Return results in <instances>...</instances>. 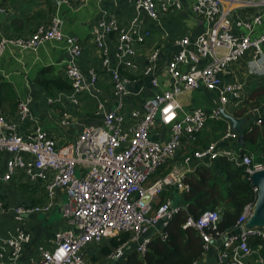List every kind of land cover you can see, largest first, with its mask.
<instances>
[{"label":"built area","instance_id":"1","mask_svg":"<svg viewBox=\"0 0 264 264\" xmlns=\"http://www.w3.org/2000/svg\"><path fill=\"white\" fill-rule=\"evenodd\" d=\"M126 1L132 13L125 29L109 20L97 23L91 30L94 45L101 54L97 69L86 72L79 69L80 45L59 31L60 23L55 17L48 25L37 26L27 38H0V56L9 45L33 50L46 41L63 42L68 57L64 61L62 79L70 85L65 91L69 102L77 107L83 97L96 101L94 83L96 77L99 81L101 76L107 79L103 84L109 88L115 105L112 110H104L96 101L99 122L83 125L73 140L63 144L51 138L32 118L30 98L16 103L13 120L0 115V153L9 156L0 184L4 187L17 181L18 184H43L44 189L40 204L14 207L12 213L17 217L49 213L55 203L56 190L66 199L60 206V216L67 226L54 233L51 250L37 247V253L24 264H84L83 252L88 245L103 244L111 238L119 241L122 234L126 235L125 240L109 257L120 259L127 250L141 256L152 237L165 239L162 229L166 221L181 208L180 202L174 204L171 195L187 189L182 182L185 173L198 165H208L218 157H224L234 167H243L248 180L252 173L264 170L263 165L252 161L251 155L240 153L237 134L219 113L221 110L234 117L233 112L244 110L241 118L246 121L247 115H254L244 127L253 123L259 125L261 117L257 109L250 106L253 104L247 105L243 85L236 82L222 85V76L246 54L250 55L251 64L262 67L260 74L264 76V32H255L263 24L264 0ZM181 11L198 19L201 32L191 41L188 37L173 41L179 49L161 68L160 74L152 65L137 71L136 45L150 37V32L141 25V15L148 21H159ZM100 28L105 34L113 32L116 36L114 66L103 46V35L97 33ZM149 60L155 61V52ZM131 72H135L136 80L148 79L158 93L142 96V91H128L126 84L134 82L127 75ZM196 90L209 95L210 107L184 113L180 95ZM68 115L62 114L60 127L68 126ZM24 122L32 126L21 132ZM207 125H212L213 130L215 126L220 132L214 133L217 136L214 141L196 147L199 134ZM252 190L256 194L255 188ZM2 204L0 201V206ZM252 206L245 205L235 221L231 230L238 229V233L224 238L221 245L215 247L219 248L215 264H250L256 250L250 249L248 239H264L263 229L243 228ZM217 221L218 213L214 210L185 223L200 236L202 255L211 241L220 240L231 231L215 237L206 232L215 229ZM147 233L152 237L146 238ZM29 241L30 234L23 229L0 235V263H16ZM257 263L261 264L259 258Z\"/></svg>","mask_w":264,"mask_h":264},{"label":"crops","instance_id":"2","mask_svg":"<svg viewBox=\"0 0 264 264\" xmlns=\"http://www.w3.org/2000/svg\"><path fill=\"white\" fill-rule=\"evenodd\" d=\"M0 8L2 9L0 12V38L12 40L27 38L37 26L48 25L52 18H57L60 23L59 31L80 45L81 54L77 58L78 63H76L82 72L97 69L101 59L100 51L96 49L93 42L95 37L91 33L93 26L101 21L114 20L118 28L125 29L132 13V9L126 0H99L94 2H83L82 0H0ZM187 18H190V26L183 28L182 24ZM140 21L141 25L150 32V37L144 43L136 45L135 62L139 68L137 71L144 66L152 65L157 74H160L161 68L179 49L173 43L174 40L188 37V40L191 41L202 30L198 19L186 14V11L173 12L159 21H148L141 15ZM102 30L103 28L97 29V33L103 35V46L107 49L111 65L114 66L113 53L116 36L113 32L107 35ZM259 31L257 28L255 32ZM153 52H155V61L150 62L149 57ZM262 55L264 57V48ZM67 57L65 45L61 41H46L33 50L6 46L0 56V84L8 85L12 97L1 98L0 115L8 120H13L16 103L24 98H30L32 100L30 106L32 118L55 141H71L83 125L97 124L100 116L95 113L96 101L103 105L104 110L115 108L110 97V90L103 84L107 80L105 77L100 76L99 81L96 77L93 90L96 101L92 97H83L77 107L69 102L67 92L53 90L48 95L42 88L34 84L35 78L44 69H47L43 75L45 78L62 79L64 61ZM251 63L250 55L246 54L245 57L231 66L227 74L222 76V85L234 82L242 84L247 105L253 104L250 106L255 107L259 117L263 118L264 102H262L261 96H254L252 93L257 88H264V76L260 74L263 69L260 65ZM120 70H124L123 66L120 67ZM127 75L134 80L131 84H126L125 88L128 91H142V96L158 93L157 89L153 90L150 86L148 79L136 80L135 72ZM248 97L253 98L249 100ZM49 99H51V103H48ZM179 103L182 110L185 107L189 110L188 112L196 108L208 109L210 107L209 95L203 90L181 94ZM205 104L207 105L205 106ZM64 113L69 114L66 128L59 125ZM246 117V125L248 126V122L252 120L254 115H247ZM31 126V123L25 124L24 122L21 124V132L31 128ZM214 140L215 134L212 125H207L199 134L195 146L202 147ZM8 158L7 153H0V177ZM16 182H11L4 187L0 184V201L3 203L0 206V235L13 234L17 229L29 232V243L24 245L21 256L16 263H13L24 264L30 256L37 253V247L51 250L54 233L58 229H64L67 225L61 218L56 217V213L60 215V206L63 204L60 190L55 191L54 205L58 203V209L53 210V206L49 213L15 216L12 213L14 207L38 205L43 199L41 191H44L43 184L37 188L34 187V191H37L35 193H32L30 188L28 192L20 190ZM40 214L44 216L38 217ZM107 242L99 245H88L83 252L84 264L120 263L122 257L115 259L110 258L109 254L106 256L100 254L101 246L106 245ZM215 247L219 246L210 244L208 250L196 261V264H215L216 252L219 249ZM125 254L126 252H123V259Z\"/></svg>","mask_w":264,"mask_h":264},{"label":"trees","instance_id":"3","mask_svg":"<svg viewBox=\"0 0 264 264\" xmlns=\"http://www.w3.org/2000/svg\"><path fill=\"white\" fill-rule=\"evenodd\" d=\"M47 69L41 71L34 80V84L42 88L48 95L55 91H68L69 83L61 78L47 79L43 75ZM252 93L261 96L264 102V88H257ZM2 97L11 98L12 92L7 84H0V100ZM253 97H248L251 100ZM249 102V101H248ZM244 110L233 112L237 118L243 117ZM259 125L251 124L242 131L243 145L239 146L240 153L252 156V161L264 166V117L259 118ZM220 129L214 126V133ZM183 184L187 189L180 194L181 208L178 209L165 223L162 231L165 239L152 237L143 255H138L133 250H127L118 264H193L202 255V241L197 232L185 225L188 219L196 221L206 211H217L218 221L215 229L207 230L213 237L231 230L242 208L254 203L255 194L247 179L243 167H234L224 157L210 161L208 165H198L183 175ZM37 185L18 184L19 189H32ZM22 191V192H26ZM173 198V195H171ZM40 203V202H39ZM38 203V204H39ZM126 238L125 234L108 239L102 245L100 254L106 256ZM256 254L250 258V264H258L257 259L264 264V239L250 238L247 241ZM123 259V260H122Z\"/></svg>","mask_w":264,"mask_h":264},{"label":"water","instance_id":"4","mask_svg":"<svg viewBox=\"0 0 264 264\" xmlns=\"http://www.w3.org/2000/svg\"><path fill=\"white\" fill-rule=\"evenodd\" d=\"M229 99L231 97H228ZM220 116L227 120L230 124L231 131L237 134L236 144L239 146L243 145L242 131L245 129L246 119L234 117L225 114L223 111H219ZM250 186L255 188V200L252 206L251 215L243 223L244 229H263L264 230V170H259L250 175ZM176 193V191L174 192ZM238 233V229H233L225 234L220 240L211 241L210 244L219 246L224 238H229Z\"/></svg>","mask_w":264,"mask_h":264},{"label":"rangeland","instance_id":"5","mask_svg":"<svg viewBox=\"0 0 264 264\" xmlns=\"http://www.w3.org/2000/svg\"><path fill=\"white\" fill-rule=\"evenodd\" d=\"M189 19L190 18H187L185 21H184V23L182 24V27L184 28V27H189L190 26V21H189ZM263 27H264V22H263V24L260 26V28H259V32H264V30H263ZM207 104H205V106H206ZM200 107H204V106H200ZM229 110V109H228ZM189 110H187V108H185V107H183V112H188ZM217 136H215V138H216ZM69 141V140H68ZM59 144H63L64 142H66V141H57ZM22 184V183H21ZM23 184H28V185H34V184H30V183H23ZM37 192V191H36ZM41 194H43V197H44V191L42 192L41 191ZM173 196H174V204L175 205H177L178 204V202H180L181 201V194H177V193H173ZM61 199H62V202L63 203H65L66 202V199H65V196H64V194L62 193L61 194ZM43 200V199H42ZM56 209H58V203L57 204H55L54 205V208H53V210H56ZM52 211V210H51ZM50 215H53V214H50ZM44 215H42V214H40V215H38V217H43ZM56 217L58 218V219H60L61 218V216L59 215V214H57L56 213ZM62 219V218H61ZM160 226H161V224H159V225H157V228L159 229L160 228ZM146 238H148V237H151V234L150 233H148L146 236H145Z\"/></svg>","mask_w":264,"mask_h":264},{"label":"clouds","instance_id":"6","mask_svg":"<svg viewBox=\"0 0 264 264\" xmlns=\"http://www.w3.org/2000/svg\"><path fill=\"white\" fill-rule=\"evenodd\" d=\"M173 198H174V196H173ZM180 206H181V204H180Z\"/></svg>","mask_w":264,"mask_h":264}]
</instances>
